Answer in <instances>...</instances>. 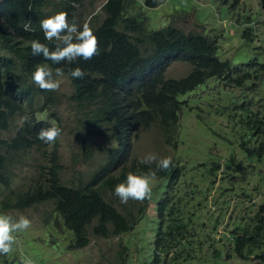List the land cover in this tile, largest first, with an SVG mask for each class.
Segmentation results:
<instances>
[{
    "label": "trees",
    "instance_id": "1",
    "mask_svg": "<svg viewBox=\"0 0 264 264\" xmlns=\"http://www.w3.org/2000/svg\"><path fill=\"white\" fill-rule=\"evenodd\" d=\"M86 1L94 0H56L53 3L50 0H0V47L11 53L0 52V214L53 203V212L49 214L53 228L49 230L66 233V251L80 250L92 238L125 236L126 240L120 239L118 243L117 264H213V260L223 256L229 259L232 253L242 260L253 256L254 264H264V253L256 251L264 246V204L250 219L251 228L228 230L225 255L214 248L210 258H201L203 245L222 223L216 218L211 233L201 237L199 229L204 223L198 224L197 212L201 209L202 197L213 188L215 179L218 176L220 182L226 179L229 168L222 167L217 160L191 166L182 157L184 146L177 137L180 112L187 106L184 99L181 100L183 96L205 85L209 79L218 81L225 91L240 89V93L245 94L248 82L257 81L254 79L256 73L264 71V65H258L253 72L244 66L231 69L228 61L218 58L215 40L203 34L184 33L172 24L149 30L151 22L144 10L157 7L161 0H104L101 6L104 18L96 22L98 16L92 14L88 22L99 41V52L91 60L54 64L42 56H34L29 41L39 40L50 51L55 50L57 43L45 40L40 21L66 12L69 23L75 18L82 28L84 18L78 7ZM214 1L225 5L237 3L236 0ZM257 1L264 14V0ZM29 22L31 31H25L24 25ZM174 62L187 63L192 70L179 79L167 78L165 73ZM38 64L47 65L53 72L61 68L64 76L70 79L73 92L69 99L82 109L79 123L85 134L107 133L114 142L99 155L100 161L86 181H79L78 185L67 186L59 178L62 166L57 140L48 145L37 139L42 128H60L55 112L50 113L53 121L35 116L38 94L46 95L44 107L47 101L54 104L48 91L26 80L31 79ZM77 67L85 73L82 79L70 76V71ZM16 71L23 77H17ZM250 102L246 97L234 108L243 112L244 119L240 118V122L250 133L256 150L249 149L244 140L240 146L248 154L261 157L264 155V102L252 107ZM42 110L43 107L39 111ZM18 116H23V120L14 135L2 139L1 134ZM139 129H154L159 143L171 150L182 145V161L172 160L169 170L160 171L155 163H142L128 155L131 138ZM82 147L85 158H92L93 148L85 141ZM32 150L40 152L44 158L38 167V178L27 186L13 189L15 172ZM236 162L235 157H229L228 165H236L240 170ZM150 170L157 176L151 200L120 203L113 194L114 187L124 183L129 173L141 175ZM194 170L207 179L206 191L200 189L203 186L196 182ZM132 247L135 259L129 253ZM0 264H22V261L13 259L8 253L0 255Z\"/></svg>",
    "mask_w": 264,
    "mask_h": 264
},
{
    "label": "rangeland",
    "instance_id": "2",
    "mask_svg": "<svg viewBox=\"0 0 264 264\" xmlns=\"http://www.w3.org/2000/svg\"><path fill=\"white\" fill-rule=\"evenodd\" d=\"M50 1L53 3L56 0ZM236 1L237 3L233 5L230 2L225 5L214 0H161L157 7L145 9L144 13L151 22L149 30L161 29L172 24L184 33L203 34L215 40L218 46V58L228 61L231 69L244 66L249 67L253 72L258 69V65H264V14L257 0ZM103 3L104 0H94L91 3L86 1L78 7L79 12L83 14V22L88 23L92 14H97L96 22H100L104 18L101 11ZM0 52L11 55L2 47ZM191 70L192 66L187 63L174 62L165 75L167 78L179 79ZM15 75L23 77L19 71H16ZM57 79L61 81L59 90L48 91L54 104L50 105L47 101L44 107L46 95L38 94L35 116L41 120L53 121L50 113L55 112L59 118L61 136L57 138V150L62 166L59 178L67 186L78 185L79 181H86L89 174L97 167L101 158L99 155L107 147L113 146L114 142L107 133L91 136L85 134L79 123L82 109L69 99L73 92L70 79L66 76ZM254 79L257 81L248 82L246 86L248 92L245 94H241L240 89L225 91L218 81L209 79L205 85L181 98L187 103L180 112L179 136H177L184 146L182 157L187 159L191 166L198 165L202 161L217 160L222 163V167L224 165L229 168L226 171L228 174L226 179L222 182L219 176L215 179L213 188H209L207 195L202 197L204 200L201 209L197 212L198 224L204 223L199 229L201 237L211 233L216 218L219 217L222 223V226L217 227V232L210 237V241L203 245L201 258H210L211 250L214 248L221 250L225 255L228 250L226 237L228 230L243 226L251 228L250 219L255 215L258 207L264 204V155L257 157L256 154H248L241 148L240 143L244 140L249 149L256 150L254 140L240 122V118L244 119L243 112L234 108L246 97L248 101H252L251 107L264 102V71L260 70L256 73ZM26 80L31 81L30 78ZM252 83L256 84L255 87L251 86ZM42 107L43 110L39 111ZM22 120L23 116L16 117L9 129L1 134V138L13 136ZM83 141L93 148L92 158H85ZM130 142L128 155L131 154L139 160L149 153H154L159 157H171L172 160L182 161V145H178L177 150H171L166 144L159 143L158 133L154 129H139ZM231 156L240 164V170L236 165H228ZM43 160L42 154L35 150L27 154L15 172L12 188L27 186L37 179L38 167L43 164ZM192 173L196 174V182L199 181L203 186L200 189L206 191L207 179L201 178L196 170ZM53 209L54 204L47 202L22 211L1 213L12 216L14 220H18L19 216L23 215L31 221L29 229L13 233L16 238L13 250L10 252L13 259L21 261L30 259L32 264H41V261L42 264H117L115 256L119 249L118 243L120 239L126 240L125 236L108 239L92 238L86 247L73 252L66 251V233L62 230H49L53 228L50 225L52 218L49 217ZM210 214L212 218H209ZM227 223H231L230 227H225ZM54 243L58 246L55 247ZM134 250V247L129 250L132 259L136 258ZM256 251L264 253V246ZM212 262L213 264L255 263L253 256L242 260L234 253L229 259L223 256L220 260Z\"/></svg>",
    "mask_w": 264,
    "mask_h": 264
},
{
    "label": "clouds",
    "instance_id": "3",
    "mask_svg": "<svg viewBox=\"0 0 264 264\" xmlns=\"http://www.w3.org/2000/svg\"><path fill=\"white\" fill-rule=\"evenodd\" d=\"M24 28L25 31H31L30 22L26 23ZM40 29L44 33L45 40L57 42L55 50L50 51L39 40H32L28 42L32 54L42 56L54 64H60L64 61L71 63L77 59L88 61L99 52V41L89 24L84 23L82 28L78 27L75 18H73L72 23H69L66 12H58L41 20ZM63 76L64 72L61 68H56L53 72L47 65L38 64L31 75V81L42 91H58L61 81L57 78ZM70 76L74 79H82L85 73L77 67L70 71ZM24 119L26 120L27 117ZM60 136L61 129L56 126L42 128L37 133V139L48 145L55 143ZM141 162L155 163L156 168L160 171H167L172 166L171 157H159L154 153H149L143 157ZM156 179V172L151 170L141 175L129 173L124 183L114 187L113 194L122 204H127L129 200L143 203L145 200H151L152 186ZM30 227L31 221L23 215H20L18 220H14L10 215L0 214V255H7L13 250V244L16 242V238L13 236L14 232H23ZM22 264H32V261L25 259Z\"/></svg>",
    "mask_w": 264,
    "mask_h": 264
}]
</instances>
